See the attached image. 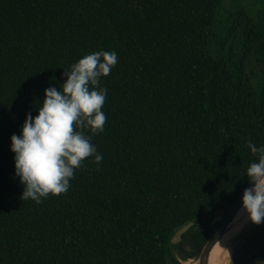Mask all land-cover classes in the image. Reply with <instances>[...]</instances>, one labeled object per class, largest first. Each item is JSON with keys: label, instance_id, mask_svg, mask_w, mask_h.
Wrapping results in <instances>:
<instances>
[{"label": "trees", "instance_id": "16d2710c", "mask_svg": "<svg viewBox=\"0 0 264 264\" xmlns=\"http://www.w3.org/2000/svg\"><path fill=\"white\" fill-rule=\"evenodd\" d=\"M100 51L119 56L101 81L105 131L85 133L102 164L85 161L67 194L23 200L13 135ZM249 144L264 147V0H0V264L200 258L222 224H196L248 187ZM263 227L234 264H264Z\"/></svg>", "mask_w": 264, "mask_h": 264}, {"label": "clouds", "instance_id": "9594fccd", "mask_svg": "<svg viewBox=\"0 0 264 264\" xmlns=\"http://www.w3.org/2000/svg\"><path fill=\"white\" fill-rule=\"evenodd\" d=\"M119 63L116 52L100 51L88 55L65 71L66 83L58 90L50 87L39 115L28 114L22 135H13L16 176L24 186L23 200L43 203L50 196L67 194L77 170L95 157L101 165L104 157L92 143L93 135L105 131L107 115L102 110L108 90L101 88ZM259 162L247 170L249 183L242 211L254 225H264V147L249 144ZM261 264V262H258Z\"/></svg>", "mask_w": 264, "mask_h": 264}, {"label": "water", "instance_id": "95a60500", "mask_svg": "<svg viewBox=\"0 0 264 264\" xmlns=\"http://www.w3.org/2000/svg\"><path fill=\"white\" fill-rule=\"evenodd\" d=\"M254 187L253 184L249 183L248 188ZM245 189V190H246ZM244 193H242L241 197L239 198L238 202L235 204V206L229 211V214L227 218L225 219L224 223L222 224L220 230L210 239L206 247L204 248L201 256H200V263L199 264H209L210 263V258L211 254L214 250V248L219 244L225 235L228 233L229 228L231 225L235 222L236 218L238 215L241 213L242 208H243V198H244ZM195 226V222H191L181 228L175 236L171 240L172 245H179L183 241L184 235H186L193 227Z\"/></svg>", "mask_w": 264, "mask_h": 264}, {"label": "rangeland", "instance_id": "374dc122", "mask_svg": "<svg viewBox=\"0 0 264 264\" xmlns=\"http://www.w3.org/2000/svg\"><path fill=\"white\" fill-rule=\"evenodd\" d=\"M229 212H225L223 214H220L216 216L215 218H211L208 220H204L202 222H197L196 228H204L208 227L214 224H223L225 219L227 218ZM261 226V225H260ZM257 225H254L253 223L248 225L243 231H241L237 237H234V241L231 243V248H232V256L228 259V262L226 264H234L235 260L240 257L242 253V249L244 248L245 244L251 240L253 235L256 233V231L259 230V227ZM173 252L174 255L179 257V250L176 247V245H173ZM212 259H213V253L211 254L210 258V263L212 264ZM182 263L184 264H199L200 263V258H195V259H189L187 261H184L183 259H180Z\"/></svg>", "mask_w": 264, "mask_h": 264}, {"label": "bare ground", "instance_id": "6f19581e", "mask_svg": "<svg viewBox=\"0 0 264 264\" xmlns=\"http://www.w3.org/2000/svg\"><path fill=\"white\" fill-rule=\"evenodd\" d=\"M246 215H247L246 213L241 211V213L236 218L235 222L229 228V231L225 235L223 240L219 244H217V246L214 248L212 252L213 253L212 264H226L228 262V259L233 254L231 243L232 241L235 240L234 237L236 238L241 231H243L248 225L252 224V222H247L242 224L244 222Z\"/></svg>", "mask_w": 264, "mask_h": 264}]
</instances>
